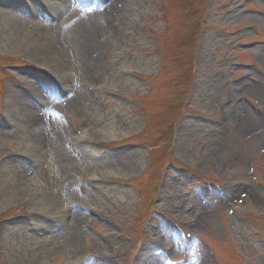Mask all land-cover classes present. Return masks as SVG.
<instances>
[{"label": "rangeland", "instance_id": "obj_1", "mask_svg": "<svg viewBox=\"0 0 264 264\" xmlns=\"http://www.w3.org/2000/svg\"><path fill=\"white\" fill-rule=\"evenodd\" d=\"M25 1L0 0V3L13 2V6L19 5L21 9L1 17L17 21L21 11H25ZM83 6L79 5L77 9L83 11ZM33 13L36 19L29 20L33 27L44 24L39 13ZM64 20L62 18V22ZM118 22L116 37L119 44L115 47L106 45L100 63L103 80L98 87H91L98 99L94 98V102L81 111L62 101L57 111L70 130L73 127L76 129L75 135L81 128L85 129V136L95 143L97 152L106 155L130 150L135 164L127 174L108 162L104 167H96L107 171L102 173L107 183L104 182L99 189L82 185L79 195L91 200L92 204L81 211L90 218L99 215L100 218H95L96 222L91 224L104 234L105 240L91 235L87 230L88 223L83 222V251L79 256H74L63 239L47 237L45 240L48 244L44 250L49 255L50 264H87L95 259L96 254L102 253L99 250L105 244L114 252V255L108 253L107 264H143L148 256L155 253L147 239L171 246L164 233L150 230L153 224L150 218L155 217L153 209H160L166 215L164 222L171 232L175 229L182 232V224L194 212H199L194 207L196 197L211 199L212 193H218L213 188L214 182L221 185L223 192L231 185L242 192L246 190L248 194L244 193L233 203L215 209L212 218L203 226L196 227V235L212 244L225 264H264V189L254 188L249 177V170L254 169L264 182V146L257 140L246 141L233 134L237 122L228 120L222 125H211L196 120L193 115L220 120L219 104L224 101L225 89L232 86L234 95H237L236 90L240 87L235 85L249 77L254 78L249 83L264 84V61L258 58L260 52H264V0H142L130 14L123 13ZM60 23L61 20L56 25ZM71 38L78 39L74 33H71ZM249 44L252 45L247 46ZM242 45L247 47L243 48ZM239 62L249 64L250 68L237 66ZM2 64H11L15 68L4 69ZM255 68H259L261 74ZM43 69L38 58L29 57L25 51L19 52L12 47L3 48L2 44L0 126L6 125L7 129L0 128V131H9L11 121L26 112L24 108L16 110L8 105L9 88L21 93L24 90L36 99L42 98L47 102L43 94H34L31 88L25 86V82L35 87L47 82L49 91L53 92V83ZM129 74H134V77ZM25 77L29 79L25 80ZM60 77L56 75L58 80ZM129 80L136 83L131 84ZM85 87L88 88V85ZM214 88H221L216 108L205 97L206 90L212 92ZM52 98L55 100L56 94ZM245 99L258 105L262 112L257 113L250 108ZM186 101L190 102L188 106L184 104ZM237 101L248 106L254 114L264 117V97L257 98L245 91L239 94ZM49 110L55 111L56 107ZM24 122V119L21 124L14 122L15 127L11 131L16 132L19 148H30L33 134L26 132L28 125ZM105 122L118 126L110 132ZM192 124L205 128L206 134L189 132L187 127ZM207 130L213 134L228 133L227 146L224 151L217 152L215 166L208 161L206 151L216 137L208 135ZM111 133L116 136L112 137ZM4 156L16 155L10 148L0 147V163ZM26 161L29 163V159ZM172 161L185 167L187 178L166 167ZM97 163H91L89 167L76 166L75 179L90 181L89 168ZM22 166L25 167L23 162L17 166L18 176L24 170ZM44 166L36 170L41 169L42 177ZM78 168H86L84 176L77 174ZM179 177L186 183H180L176 192L165 189L167 181L178 182ZM189 178L207 185L208 192L195 189ZM40 181L44 182L45 178ZM129 182L136 183L141 190L122 187V183ZM31 184L34 183L29 180L26 188ZM253 194L262 202V206L254 209L247 204V199ZM22 209L16 206L2 209L0 219L7 220L1 225L13 227L19 222L26 228L21 220L28 215L26 211L21 212ZM236 215H241L242 221ZM248 217H256L259 221L252 222ZM46 219L50 226L61 229L56 220ZM30 229L34 227L30 225ZM13 237L14 231L10 228L0 234V264H17L15 257L24 254L28 248L20 237L16 241ZM37 238L42 241L41 237ZM53 241H56L55 244ZM196 244L208 264H213L201 244ZM98 246L101 248L98 249ZM171 254L177 260L184 256L177 248ZM152 264H163V261Z\"/></svg>", "mask_w": 264, "mask_h": 264}, {"label": "bare ground", "instance_id": "obj_2", "mask_svg": "<svg viewBox=\"0 0 264 264\" xmlns=\"http://www.w3.org/2000/svg\"><path fill=\"white\" fill-rule=\"evenodd\" d=\"M103 1H107V5L104 8L98 5L97 0H27V3H24L26 8L34 12H44L49 7H57L59 10L58 19L61 18V23L56 27L45 24L34 28L31 22L26 20L27 15L25 16L22 13L19 14L17 21L1 17L5 14H12L13 11L19 9L18 5L12 6L15 10H11L12 7L10 6L12 4L10 3L16 1L5 3L0 7V49H2L3 44V48L12 47L19 52L25 51L29 57L38 58L42 68L47 71L53 83L52 92L49 91V83L47 82H42L37 87L34 85L29 86L25 82V86L31 88L34 94H43L48 100L49 107H46L43 112L38 110L33 103H30L23 93L12 87L9 88L7 95V103L10 107H14L16 110H20L21 108L26 110L25 113H21L22 116L20 118H14V122L21 124L24 119V123L35 125L33 131L26 130V132L33 134L31 138L33 145L31 144L30 148H19L16 142L18 140L16 132L0 131V147L10 148L14 154H17L24 160L27 157H31V160L34 159L35 155L32 156V154L37 150V146L38 148L47 149L43 162L48 165L50 173L54 174L52 183L49 185L45 181H40V179H44V173L42 177L40 172L41 169L35 171L34 168L25 166L22 174L18 176L19 172L16 165H11L7 161L2 162L0 165V174L4 173L8 177L6 183L0 185V211L4 208L15 206L20 209L23 202H28L27 215L29 217L23 220L26 224L27 222L35 221L39 228V234H41L38 236L35 233H30L28 226L26 229L18 223L13 225V227H8L7 225L2 227L0 234L10 228L14 231L15 237H13V240L16 241L20 237L28 247L25 249L24 254L15 257L17 264L21 262L23 264H50L49 255L44 249L47 244L45 239L52 236L63 239L74 256H79L82 253V224L86 222L90 225V221H93L90 215L81 211L87 209V205L92 203L91 200L79 195L84 182L81 179L76 180L74 175L76 166L82 165V167H85L87 165L89 167L93 163L84 157L83 152L86 151L89 154H93L98 160L104 159L89 168L92 178H99L100 181H107V178L102 176V173H107V171L96 169L97 166L102 165L104 167V164L108 162V164L119 168L121 173L127 174L135 164L133 153L130 150L118 151L103 158L94 149L95 143L91 138L85 136V129L81 128V131L75 135L76 133L73 130L67 128L59 120L56 112L49 110L50 107H58L60 99H64L63 101H66L76 111H81L83 107L92 104L94 98L98 99L92 93L91 87H98L101 80H103L104 74L101 71L100 63L105 47L106 45L110 47L118 46L119 41L116 35L121 15L123 13L130 14L134 7L142 0ZM85 2H88L89 8H83V11H79L77 9L78 6ZM29 10H27L28 13L33 14ZM62 18L63 20L65 19L63 22ZM122 20H125V18L122 17ZM71 33H74L78 39L71 38ZM203 58L205 59V56ZM258 58L260 61H264L263 51L260 52ZM67 70L74 72L71 75L74 81L71 91L65 98H60L58 94L54 100L52 96L59 93L62 86V82L56 78V75L60 72L63 75ZM28 79L29 77H25V80ZM253 79L251 77L245 78L243 82L236 85L240 87L239 90H236V100L239 94L245 91L257 98L264 97V84L262 82L249 83ZM130 82L131 84L136 83L133 80ZM84 84H87L88 88ZM220 93L221 88H214L212 92L209 90L205 92V97L214 108L217 107ZM224 96L226 97L225 92ZM228 111V120L237 122V129L233 134L243 137L246 141L257 140L259 144L264 146L263 116L254 114L248 106L238 101L233 106H230ZM109 120H112V118ZM116 126L118 125H113L112 123H106L105 125L107 131L110 132L111 130H115ZM187 129L195 135L206 134L205 128H197L194 124L188 125ZM11 132L13 133L11 134ZM110 132L108 133L109 135ZM207 134L215 135L208 130ZM226 135H228L227 132L217 134L216 140L218 141L214 144V147L218 151L225 150L227 146ZM115 136L112 135V137ZM80 169L78 168V175L80 174ZM29 180L31 183H34L28 186L32 187L31 189L25 186L29 183ZM180 183H183L182 178L178 179V182L167 181L165 189L176 192ZM86 185L90 186L91 189L101 188V184L93 186L89 182ZM58 187H60L59 190ZM129 193L131 192L129 191ZM165 193L170 192L165 191ZM244 193L245 195L246 193L248 194L246 190L242 192L237 187H230L224 197L213 196L211 200L200 197L195 204V207L201 212V219L197 227L203 226L212 218L215 209L224 206V204L233 203L241 198ZM247 204L252 209L262 206L260 198L255 194L247 199ZM46 217L57 219V222L61 221L60 223L64 224V229L66 230H56L55 227L47 224L44 220ZM67 219L70 220L68 224L66 223ZM150 230L152 232L158 231L164 233L165 237L171 241V250L178 248L182 251L183 249V252L186 253L189 259V264H208V260L204 258L197 244L183 248L180 235L176 233L169 234L170 230L160 220L156 219ZM37 237H41L42 241L38 240ZM102 247L104 248L100 249L101 247L98 246V249H100L99 252H102L103 255L108 253L114 255L111 248H107L106 245H102ZM100 255V253L96 254L95 259L88 261L89 263L87 262V264H106L103 261L105 258L103 256L99 257ZM148 260V262H143V264L159 262V259L154 256H150Z\"/></svg>", "mask_w": 264, "mask_h": 264}]
</instances>
